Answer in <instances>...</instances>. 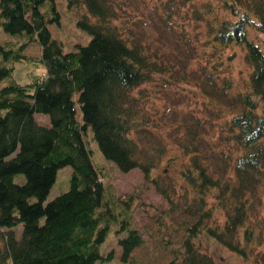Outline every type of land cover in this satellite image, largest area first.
Instances as JSON below:
<instances>
[{"label": "trees", "instance_id": "obj_1", "mask_svg": "<svg viewBox=\"0 0 264 264\" xmlns=\"http://www.w3.org/2000/svg\"><path fill=\"white\" fill-rule=\"evenodd\" d=\"M45 1L0 0L1 27L19 34L0 41V79L8 78L0 81V264H94L113 255V249L102 250L110 229L122 247L120 258L129 260L144 235L128 199L110 193L85 133L91 126L99 148L121 170L139 165L150 177L158 157L148 151L159 156L164 146L155 128L162 125L161 115L146 104L153 97L147 82L157 81V92L159 79L173 83V76L194 82L203 101L181 115L172 105L155 109L175 119L170 134L189 156L182 162L185 183L178 204L197 218L162 264H217L196 243L199 232L248 258L263 233L258 208L264 193V48L246 32L249 24L264 28V0H222L234 18L220 16L210 3H191L184 13L206 28L195 41L200 45L181 53L185 71L167 65L133 31L124 33L116 21L120 0H82L93 17L85 13L78 23L91 35L68 49L50 32L47 20H58L59 12L52 5L49 16ZM186 1L193 0L161 5L172 16ZM31 40L40 44L39 55L23 51ZM239 43L250 66L241 86L231 76L233 52L225 54L229 44ZM19 59L38 62L43 72L17 80L13 69ZM223 64L227 70L221 74ZM36 110L48 113L50 121L37 120ZM148 134L159 139L143 143ZM66 163L72 165L69 186L44 200L57 168ZM17 172L24 179H15ZM218 209L223 221L216 219ZM255 253L264 264V249Z\"/></svg>", "mask_w": 264, "mask_h": 264}, {"label": "rangeland", "instance_id": "obj_2", "mask_svg": "<svg viewBox=\"0 0 264 264\" xmlns=\"http://www.w3.org/2000/svg\"><path fill=\"white\" fill-rule=\"evenodd\" d=\"M120 2V6L117 4L118 17L116 21H121V28L123 26L124 33L129 34L133 31L135 37L144 40L145 46L151 49L155 48L167 65L185 71L181 53L185 50H193L194 44L200 45L195 41H201L204 36L202 33L206 28V24L202 20H191L184 13L186 10H191L190 5L191 3L194 5L196 0L184 2L179 7L181 13L173 12L172 16L166 14L167 11L161 5V0H120ZM198 2L210 3L220 16L229 15L232 18L237 16L235 11L224 5L222 0H198ZM52 5L59 12L58 20L55 17L47 20L52 36L57 37L65 49L75 48L79 43H85L91 33L86 28L81 27L77 19L85 13L90 18L93 17L86 8L85 2L82 0H46L45 3H42V8L49 16L54 13L51 9ZM253 16L255 20H259L254 13ZM165 19H169V22L167 23ZM246 33L249 39H253L264 48V28L258 29L254 24H249ZM18 35V33L5 30L0 25V41L15 40V37H19ZM23 51L30 55H39L40 44L31 40L23 48ZM232 52L233 57L230 59L231 76L234 78L235 84L241 86L248 78L250 70V66L245 60V47L241 43L229 44L225 48V54L228 55ZM225 65L220 66L221 74L227 70ZM14 66L13 77L21 82L30 80L36 73L43 72V67L33 60H15ZM185 77L187 78L186 75ZM173 78L175 80L173 83L163 80V78L159 79L163 90L159 89L157 92L154 87L158 82L154 79L147 82V88L151 89L153 97L146 104L150 109L149 111H157L161 115L162 125L161 123L155 124V128L161 137L159 144L164 146V150L159 156L157 150L148 151L149 156L158 157H156L157 161L151 168L150 177L144 176L139 165L121 170L117 162L107 157L99 148L91 126L88 125L87 127L85 138L91 150L93 161L103 171L104 182L109 186L112 196L128 199L132 220L134 224L139 226L142 235H144V240L132 249L129 260H124L120 258L122 247L110 229L102 243V250L106 254L108 250L113 249V255L111 258L96 259L94 264H162L174 256V248L180 246L179 241L185 235L186 225L191 224L197 218L195 216L197 214H191L190 211L178 204L182 201V188L185 183V178L181 174L182 162H185L189 156L183 154L181 146L170 134L171 123L175 119L169 111V114H165L155 109H161L167 105L166 109L169 110L172 105L178 109L176 113L181 115L187 110L196 111L198 106L201 107L203 101L201 92L194 82L178 81L175 79L176 76ZM6 80H8L7 77L0 79V81ZM74 96L76 98L75 93ZM76 106L79 110L77 100ZM34 115L42 123L46 124L50 121L46 112L36 110ZM158 139L159 137L148 134L142 142H156ZM71 166V163H66L57 168L56 177L50 184L44 200H48L69 186ZM15 179H24L22 172L15 173ZM31 196L36 198L34 195ZM262 196L263 202H259L258 214L263 223L260 220L262 226L258 229L263 233L257 236L256 240L259 242L253 246V250H250L251 255L248 258L242 257L206 232H199L195 236L196 243L212 253L218 261L217 264H260L257 260L258 254L255 252L264 249V193ZM252 202L254 205V200ZM223 218V212L218 209L216 219L223 221Z\"/></svg>", "mask_w": 264, "mask_h": 264}]
</instances>
